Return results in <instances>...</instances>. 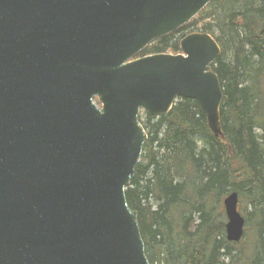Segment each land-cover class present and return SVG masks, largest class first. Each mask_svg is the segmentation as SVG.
Masks as SVG:
<instances>
[{"label": "water", "instance_id": "95a60500", "mask_svg": "<svg viewBox=\"0 0 264 264\" xmlns=\"http://www.w3.org/2000/svg\"><path fill=\"white\" fill-rule=\"evenodd\" d=\"M213 1L0 0V264H151L126 195L141 111L193 100L222 137V53L203 32L180 55L135 58ZM239 200L224 198L230 243Z\"/></svg>", "mask_w": 264, "mask_h": 264}, {"label": "trees", "instance_id": "16d2710c", "mask_svg": "<svg viewBox=\"0 0 264 264\" xmlns=\"http://www.w3.org/2000/svg\"><path fill=\"white\" fill-rule=\"evenodd\" d=\"M206 32L221 46L212 66L224 103L216 138L196 101L141 118L149 135L127 188L151 264H264V0H217L139 56L181 53ZM145 119V120H144ZM236 191L245 236L226 239L223 199Z\"/></svg>", "mask_w": 264, "mask_h": 264}, {"label": "rangeland", "instance_id": "374dc122", "mask_svg": "<svg viewBox=\"0 0 264 264\" xmlns=\"http://www.w3.org/2000/svg\"><path fill=\"white\" fill-rule=\"evenodd\" d=\"M146 115L147 113H144L142 114V118H146ZM145 120V119H144ZM243 208V205L240 203L239 205V210L243 213V215L245 216V213H244V210L242 209Z\"/></svg>", "mask_w": 264, "mask_h": 264}, {"label": "bare ground", "instance_id": "6f19581e", "mask_svg": "<svg viewBox=\"0 0 264 264\" xmlns=\"http://www.w3.org/2000/svg\"><path fill=\"white\" fill-rule=\"evenodd\" d=\"M233 192H234V191H233ZM230 194H231V193H230ZM228 195H229V194H228ZM228 195H227V196H228ZM223 200H224V199H223ZM223 203H224V201H223Z\"/></svg>", "mask_w": 264, "mask_h": 264}]
</instances>
